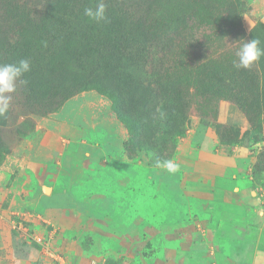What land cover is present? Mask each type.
<instances>
[{"label": "rangeland", "instance_id": "374dc122", "mask_svg": "<svg viewBox=\"0 0 264 264\" xmlns=\"http://www.w3.org/2000/svg\"><path fill=\"white\" fill-rule=\"evenodd\" d=\"M97 2L0 0V63L31 61L28 83L0 118V184L11 191L13 230L47 241L53 264L57 254L67 264H155L180 244L167 229L195 213L180 190L189 150L246 148L264 191V57L250 69L233 65L241 38L264 47V0H105L108 22L99 24L84 16ZM86 88L110 102L118 141L106 124L91 130V111L87 122L77 112ZM64 108L78 132L64 141L63 176L37 180L22 161L42 120ZM165 159L179 171L158 167Z\"/></svg>", "mask_w": 264, "mask_h": 264}, {"label": "crops", "instance_id": "0c3cea01", "mask_svg": "<svg viewBox=\"0 0 264 264\" xmlns=\"http://www.w3.org/2000/svg\"><path fill=\"white\" fill-rule=\"evenodd\" d=\"M75 100L81 102L77 112L86 122L84 112L91 111L93 132L106 124L119 140L121 127L108 100L92 89L80 92ZM66 112L64 108L42 120L38 144L22 161V168L37 180L63 176L64 141L77 137L78 132L72 124L76 118ZM254 161L255 156L244 147L232 153L209 146L186 153L180 164V190L185 205L196 204L195 213L191 220L167 229L165 238L181 239L180 244L166 246L163 258L155 264H264V191L252 175ZM69 164L71 173L77 172V162ZM49 166L57 169L50 171ZM10 192L0 184V264H53L44 252L47 241L26 239L23 232L13 230ZM64 248L61 244L60 249Z\"/></svg>", "mask_w": 264, "mask_h": 264}, {"label": "clouds", "instance_id": "9594fccd", "mask_svg": "<svg viewBox=\"0 0 264 264\" xmlns=\"http://www.w3.org/2000/svg\"><path fill=\"white\" fill-rule=\"evenodd\" d=\"M108 5L105 0H98L96 6L84 9V16L89 21L97 24L108 22ZM237 47L234 55L236 59L233 65L237 68L250 69L255 63L264 57V47H261L259 39H251L245 42L243 38L235 42ZM31 71V61L25 58L19 59L14 63H0V118H4L11 107L14 95L20 86L28 82L24 79L25 74ZM160 118H164V113L160 112ZM158 167L169 174L179 171L180 165L173 159L158 161Z\"/></svg>", "mask_w": 264, "mask_h": 264}, {"label": "trees", "instance_id": "16d2710c", "mask_svg": "<svg viewBox=\"0 0 264 264\" xmlns=\"http://www.w3.org/2000/svg\"><path fill=\"white\" fill-rule=\"evenodd\" d=\"M196 2H197V0H192L193 4H195ZM191 14H192L191 7L186 8L185 9V16H191ZM185 18H189V17H185ZM91 77H93V75H91ZM212 77H213V79L217 80V82H218L217 85L219 87H221L220 89H224L225 86L228 85V84L224 83V78H226L225 76H220V77L217 76L216 77V75L212 74ZM97 78H98V80H101L104 84L111 86V87H114L112 85V76L111 75L103 74V75H99ZM87 90H89V89H87Z\"/></svg>", "mask_w": 264, "mask_h": 264}, {"label": "built area", "instance_id": "2783aa9c", "mask_svg": "<svg viewBox=\"0 0 264 264\" xmlns=\"http://www.w3.org/2000/svg\"><path fill=\"white\" fill-rule=\"evenodd\" d=\"M0 214H1V212H0ZM38 240L40 241L41 239H38ZM55 258L58 260L59 264H67L61 254L55 255Z\"/></svg>", "mask_w": 264, "mask_h": 264}]
</instances>
